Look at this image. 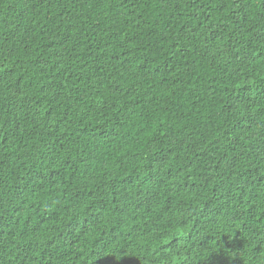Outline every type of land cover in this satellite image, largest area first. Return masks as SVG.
<instances>
[{"label":"trees","instance_id":"1","mask_svg":"<svg viewBox=\"0 0 264 264\" xmlns=\"http://www.w3.org/2000/svg\"><path fill=\"white\" fill-rule=\"evenodd\" d=\"M0 264H264V0H0Z\"/></svg>","mask_w":264,"mask_h":264}]
</instances>
